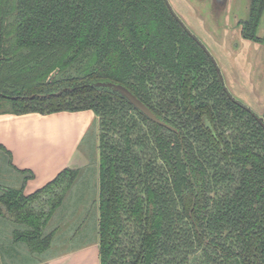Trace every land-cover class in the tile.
<instances>
[{"label":"trees","instance_id":"trees-1","mask_svg":"<svg viewBox=\"0 0 264 264\" xmlns=\"http://www.w3.org/2000/svg\"><path fill=\"white\" fill-rule=\"evenodd\" d=\"M263 12L252 0L245 38L264 40ZM99 81L124 85L175 129ZM87 109L101 127V264H264V126L168 0H0V114ZM10 155L0 144L4 173ZM21 173L0 184V215L22 226L13 236L31 264L83 174L65 168L26 196L34 173Z\"/></svg>","mask_w":264,"mask_h":264},{"label":"rangeland","instance_id":"rangeland-1","mask_svg":"<svg viewBox=\"0 0 264 264\" xmlns=\"http://www.w3.org/2000/svg\"><path fill=\"white\" fill-rule=\"evenodd\" d=\"M174 12L180 16L191 32L205 45L216 61L224 83L230 93L264 116V40L255 42L245 39L240 22L249 18L252 0H168ZM258 35L264 38V12L258 28ZM8 101H4L7 104ZM11 104L8 108L11 109ZM101 127L96 120L82 144L83 177L75 182L65 196L61 206L50 220L58 226L62 238L66 231L77 234L66 248L81 246L88 235L98 238V194L100 166ZM0 171L2 169L0 168ZM0 174H3L1 173ZM12 176V175H11ZM12 179L14 177L12 176ZM79 199L76 203L73 198ZM72 213V214H71ZM55 216H59L54 219ZM69 225V226H68ZM50 230L51 228L48 227ZM57 239V237L55 236ZM62 248L56 246L51 249ZM20 262V261H18Z\"/></svg>","mask_w":264,"mask_h":264},{"label":"crops","instance_id":"crops-1","mask_svg":"<svg viewBox=\"0 0 264 264\" xmlns=\"http://www.w3.org/2000/svg\"><path fill=\"white\" fill-rule=\"evenodd\" d=\"M96 118L91 109L51 114H0V144L11 153V170L0 175V184L19 185L17 176H23L22 171H31L34 176L26 181L24 189V194L30 196L65 168L85 167L88 162L82 161L80 149ZM72 200L79 201L75 197ZM3 212L4 216L0 215V264H26L22 262V256L32 259L29 249L25 243L15 242L13 236L14 231L22 226L11 220L5 208ZM48 227L53 230L58 226L48 224L46 230L50 231ZM69 227L72 231L73 225ZM70 231H66L63 239L58 230L53 244L56 242V246L62 248L48 249L40 255V261L31 264H101L98 238L88 235L81 246L66 248L68 242L77 236Z\"/></svg>","mask_w":264,"mask_h":264},{"label":"water","instance_id":"water-1","mask_svg":"<svg viewBox=\"0 0 264 264\" xmlns=\"http://www.w3.org/2000/svg\"><path fill=\"white\" fill-rule=\"evenodd\" d=\"M223 79V77H222ZM96 86H102V87H110L114 90L120 92L123 96L128 98L131 103H133L136 107H138L142 112H144L147 116H149L152 120L159 122L160 124L175 129L173 126L169 125L165 121L161 120L145 103H143L136 95H134L127 87L121 84H117L114 82H105V81H99L95 83ZM259 121L264 126V121L262 117L257 116ZM205 124L207 127H210L213 129L210 121L208 120L207 116H205Z\"/></svg>","mask_w":264,"mask_h":264},{"label":"flooded vegetation","instance_id":"flooded-vegetation-1","mask_svg":"<svg viewBox=\"0 0 264 264\" xmlns=\"http://www.w3.org/2000/svg\"><path fill=\"white\" fill-rule=\"evenodd\" d=\"M249 17H250V15H249ZM249 19V18H248ZM247 20V19H246ZM246 20H244V21H246ZM242 23H243V21L242 22H240V24H241V27H242ZM186 25V24H185ZM187 26V25H186ZM241 33H242V28H241ZM242 36H243V33H242ZM244 37V36H243ZM245 38V37H244ZM245 39H247V38H245ZM264 39V38H263ZM248 40H251V39H248ZM253 41V40H252ZM256 42V41H255ZM203 44V43H202ZM205 46V45H204ZM208 50V49H207ZM243 103V102H242ZM244 104V103H243ZM250 109V108H249ZM252 110V109H251ZM253 111V110H252ZM254 112V111H253ZM255 113V112H254ZM257 116H259L257 113H255ZM259 117H262V116H259ZM263 118V120H264V116L262 117Z\"/></svg>","mask_w":264,"mask_h":264}]
</instances>
